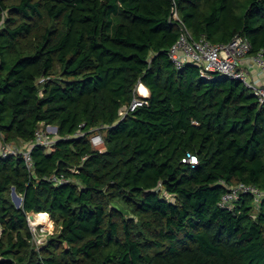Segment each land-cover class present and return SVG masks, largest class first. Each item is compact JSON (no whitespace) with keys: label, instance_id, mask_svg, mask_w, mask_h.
I'll return each instance as SVG.
<instances>
[{"label":"trees","instance_id":"obj_1","mask_svg":"<svg viewBox=\"0 0 264 264\" xmlns=\"http://www.w3.org/2000/svg\"><path fill=\"white\" fill-rule=\"evenodd\" d=\"M175 11L196 39L264 49V0H0V143L41 124L59 136L32 168L0 158V264H264V197L219 205L226 184L264 192V104L239 80L176 68ZM41 212L56 231L37 244Z\"/></svg>","mask_w":264,"mask_h":264},{"label":"built area","instance_id":"obj_2","mask_svg":"<svg viewBox=\"0 0 264 264\" xmlns=\"http://www.w3.org/2000/svg\"><path fill=\"white\" fill-rule=\"evenodd\" d=\"M174 18L180 22V35L170 47L169 57L177 69H182L186 63H194L200 67V73L204 77L212 78L216 74L221 78L239 80L254 93L261 104H264V82L257 76L264 72V49L251 54L252 44L248 37L241 34H237L226 44L212 43L205 36L196 39L176 11ZM137 104L140 102L136 101L134 106ZM102 128L104 127L92 128L89 132V141L94 148L103 149L105 146ZM85 135L86 132L80 129L73 136L83 137ZM58 138L57 127L41 124L30 141H22L19 145L15 142L2 141L0 143V158H6L9 155H23L28 167L32 168V150L36 146L51 150ZM183 161L197 164L198 157L193 153H188ZM53 180L57 183L68 181V179L57 176H54ZM226 185L228 190L222 195L219 202L222 207L231 206L244 193L254 195L256 201H260L264 197V192L255 184L240 182L233 186ZM36 215L34 214L33 220L43 219ZM31 220L29 217V221Z\"/></svg>","mask_w":264,"mask_h":264},{"label":"rangeland","instance_id":"obj_3","mask_svg":"<svg viewBox=\"0 0 264 264\" xmlns=\"http://www.w3.org/2000/svg\"><path fill=\"white\" fill-rule=\"evenodd\" d=\"M141 85H138V94L141 97H147L149 94L148 95H141L140 94ZM18 145H19V143H18ZM11 198H12L13 202L16 204V202L13 198L12 191H11ZM38 217H43V216H38ZM30 223H31V226L33 228V232L35 234L37 244H42L44 241H46V238L50 234H52L56 231V224L53 221V219L50 217V215H48L47 213H46V216L43 217V219H40L38 221L31 220Z\"/></svg>","mask_w":264,"mask_h":264},{"label":"water","instance_id":"obj_4","mask_svg":"<svg viewBox=\"0 0 264 264\" xmlns=\"http://www.w3.org/2000/svg\"><path fill=\"white\" fill-rule=\"evenodd\" d=\"M12 193H13V198H14V200L16 202V206L17 207H21L22 206V203H23V197H21L17 193V191L15 190V188H13ZM34 218H35L34 214L30 215V219L33 220Z\"/></svg>","mask_w":264,"mask_h":264},{"label":"crops","instance_id":"obj_5","mask_svg":"<svg viewBox=\"0 0 264 264\" xmlns=\"http://www.w3.org/2000/svg\"><path fill=\"white\" fill-rule=\"evenodd\" d=\"M246 62H248V61H246ZM255 71V70H254ZM257 76H259V78L264 82V72L262 73V74H257ZM143 86H145L144 84H143ZM146 89H147V91H141V95H148L149 94V90H148V88L146 87ZM22 141H20L19 143H21Z\"/></svg>","mask_w":264,"mask_h":264},{"label":"bare ground","instance_id":"obj_6","mask_svg":"<svg viewBox=\"0 0 264 264\" xmlns=\"http://www.w3.org/2000/svg\"><path fill=\"white\" fill-rule=\"evenodd\" d=\"M141 85V84H140ZM140 90L141 91H147V89H146V86H143V84L141 85V87H140ZM141 91H140V93H141ZM37 217L38 216H43V217H45L46 216V213L45 212H41V213H38L37 215H36Z\"/></svg>","mask_w":264,"mask_h":264}]
</instances>
